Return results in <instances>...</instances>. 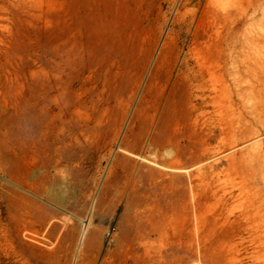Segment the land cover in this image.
<instances>
[{
    "label": "rangeland",
    "instance_id": "374dc122",
    "mask_svg": "<svg viewBox=\"0 0 264 264\" xmlns=\"http://www.w3.org/2000/svg\"><path fill=\"white\" fill-rule=\"evenodd\" d=\"M211 1L0 0V264H264V132L219 77L264 66V0H225L227 23ZM56 80L53 154L34 95Z\"/></svg>",
    "mask_w": 264,
    "mask_h": 264
},
{
    "label": "bare ground",
    "instance_id": "6f19581e",
    "mask_svg": "<svg viewBox=\"0 0 264 264\" xmlns=\"http://www.w3.org/2000/svg\"><path fill=\"white\" fill-rule=\"evenodd\" d=\"M211 2H213V0ZM224 2H225V0H222V2H220V7L214 6V9L211 6H209L207 11H209L211 13L210 16H212V17L214 16L215 18H216V16L220 17V18H222L224 23H227V21L229 20V18L231 16H230L229 11H227V9L223 6L224 4H222V3H224ZM220 10H222L221 14H219ZM202 27H203V24L199 23L198 28L201 29ZM205 33H207L206 27H203L202 33H200L198 30L195 33L196 40L198 37L203 36ZM196 63H198L199 65L202 64L198 59H197ZM202 65L206 69H209V67L204 66V64H202ZM187 69H188V64L186 61L184 67L181 69L180 74L186 75L187 77H189L191 79L192 78L196 79L198 74H192L191 72L187 73ZM219 77L222 79L221 89L224 92V98L226 100L229 99V101L231 102L229 104V106L227 107V110L232 108L233 103H235V101L233 102V99H232L234 97L237 100V103H236L237 107L240 109V111H239L240 121L243 122L242 118H244V117L247 118V121H245V123L240 124V126H239L241 128V133H243V135H244V133H248L249 132V130H248L249 125H252V126L258 125L260 127V130H262L264 132V66H261V65H259V63H257L253 67L243 68V67L239 66L235 69L225 68L222 72L219 73ZM53 86H54L53 89L56 93L54 96L52 95V92L47 90V91H38L37 93H35L34 98L36 100L35 101L37 104L36 106H38V109L41 110L40 115L44 116L43 120H45V129H44L43 133H44L45 139L49 142L48 145H49L50 150H52L53 154L54 153L58 154L59 150L62 149V147L59 144H61V143L64 144V142H65V139L63 140V138L61 136L62 131L60 130V128H61V126H63V123H65V122H63V120H64L63 117H64V114L66 113V108L68 107V97L66 95V90H64L65 86L62 84V82L60 80H56L55 83L50 84V87H53ZM42 89L44 90V88H42ZM24 101L27 102L26 98L24 99ZM34 105H35V103H34ZM24 111H25V109H24ZM36 111H38V110H36ZM63 131H64V129H63ZM251 134L254 135L255 132H253V133L251 132ZM35 142L36 141H34V143ZM38 142H36V143H38ZM48 142H45V143H48ZM38 144L40 146V144H42V143H38ZM38 144H37V146H38ZM42 146L44 147L46 145L44 144ZM25 147H26V145H25ZM29 147H30V145H29ZM29 147H26V149ZM44 149H45V147H44ZM39 150H41V149H39ZM62 150H61V152H63ZM261 150H262V153H261ZM23 151H25V150H23ZM36 152H37L36 150H33L32 152H30L31 156L33 157L32 160H34V158L36 157L35 155L38 154V153L36 154ZM254 152H255V154H254L255 158H256V156L261 157L262 163H260L259 167H261V170L263 171V174H264V140L255 144ZM24 154L26 157H29L30 154L28 152V149L25 151ZM49 154L51 155V153H49ZM40 155H41V153H40ZM53 156H49V157L51 158ZM62 157H63V155H62ZM53 158H55V156ZM53 162H56V161L53 160ZM54 165H57V164H54ZM263 178H264V175H263ZM194 208H195V206H194ZM152 216H153V214H152ZM201 223H202L201 220H197L195 222V227L197 229V234H196L197 237L192 238V239L190 238L192 245H194L196 243V247L190 251L192 254V259L194 257V261H195V258L197 255L200 258H203L204 260L208 258L206 252L203 251V248H206L205 246H207V244L211 243V242H209V239H210L209 237L211 236L212 233L210 230H208V231L203 230L202 231ZM93 230H95V229H93ZM95 231L97 233V230H95ZM95 235H93V236H95L97 238V240H101V237H102L101 232L98 231V233ZM190 236H193V234L192 235L190 234ZM190 240H187V241H190ZM159 243L160 242H158L157 244L159 245ZM157 244H155L154 246H156ZM189 246H191L190 242H189V245L187 247H189ZM161 247H163V245ZM161 247L158 248L157 251H159V250L162 251ZM188 249L189 248H187V249L179 248L176 251V253H177L176 255H179L181 252H188ZM174 252H175V250H174ZM159 254L161 255V253H159ZM165 254H166V252H165ZM183 255H185V253ZM163 258H167V257H163ZM150 259H151V257L149 258V260ZM151 260L153 261V259H151ZM151 260H150V262H151ZM147 261H148V259H147ZM198 261L200 262L201 259H199ZM153 263H155V262L153 261Z\"/></svg>",
    "mask_w": 264,
    "mask_h": 264
}]
</instances>
